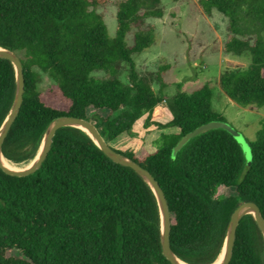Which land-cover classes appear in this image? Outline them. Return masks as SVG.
I'll return each mask as SVG.
<instances>
[{
	"label": "trees",
	"instance_id": "obj_1",
	"mask_svg": "<svg viewBox=\"0 0 264 264\" xmlns=\"http://www.w3.org/2000/svg\"><path fill=\"white\" fill-rule=\"evenodd\" d=\"M110 3L114 37L96 12ZM196 3L205 16L216 11L226 18L222 51L249 56L246 68L221 73L220 89L240 107L264 105V0ZM161 14L160 0H0V48L16 53L23 75L22 101L1 153L13 163L32 159L55 118L93 122L110 148L159 185L173 254L186 264H212L240 203H254L264 220V119L247 141L249 166L240 145L222 129L203 132L172 153L183 135L224 121L212 109L208 84L186 93L181 83L163 82L166 67L154 73L135 69L132 56L154 36L145 21ZM130 30L132 43L126 46ZM40 74L51 81L43 92L37 90ZM170 87L172 130L159 134L155 149L125 148L135 123L150 119ZM13 94L14 69L0 59V124ZM218 187L230 193L215 197ZM0 264L170 263L161 253L158 210L148 185L104 156L85 133L64 127L34 173L14 177L0 170ZM228 264H264V241L249 214L237 225Z\"/></svg>",
	"mask_w": 264,
	"mask_h": 264
},
{
	"label": "rangeland",
	"instance_id": "obj_2",
	"mask_svg": "<svg viewBox=\"0 0 264 264\" xmlns=\"http://www.w3.org/2000/svg\"><path fill=\"white\" fill-rule=\"evenodd\" d=\"M111 2L115 0H110ZM162 14L158 18H147L145 24L152 27V44L142 52L132 56L135 69L140 73H154L158 67H166L162 72L165 84L181 83V90L191 93L204 84L212 91L211 106L221 119L237 132L246 142L254 140L260 129L259 122L264 119V105L260 107H240L230 100L220 89L219 77L222 72L244 69L249 63L247 54L232 55L222 51L226 33V18L213 11L210 17L198 8L196 0H160ZM102 16L107 35L116 34L115 7L112 3L96 9ZM133 31H128L123 43L130 46ZM94 75L102 76V72ZM125 75L121 76L125 80ZM51 84L50 79L40 74L37 90L43 92ZM158 89L157 83L153 90ZM173 87L165 90L162 104L157 106L149 120H138L132 128V135L125 148L136 149L144 146L155 149L159 146L158 136L170 132L167 126L172 119L168 106V97ZM96 113V112H94ZM106 115L103 111H97ZM230 191L223 187L216 189L215 197L228 195ZM8 254H13L12 252Z\"/></svg>",
	"mask_w": 264,
	"mask_h": 264
},
{
	"label": "water",
	"instance_id": "obj_3",
	"mask_svg": "<svg viewBox=\"0 0 264 264\" xmlns=\"http://www.w3.org/2000/svg\"><path fill=\"white\" fill-rule=\"evenodd\" d=\"M0 59L8 60L14 69V94H13L12 102L7 111V114L5 115L2 123L0 124V170L9 176H14V177L28 176L34 173L40 167L41 163L44 161L51 146L52 138L57 130L64 127H71L82 131L91 139V141L104 154V156H106L109 160H111L116 164L130 168L137 175H139L142 178V180L148 185L151 192L153 193L158 210L159 242H160L161 253L170 264H178V261L180 260L173 254L169 245L170 217H169L167 203L163 196L162 190L160 189L157 182L153 179V177L144 168H142L134 161L130 160L129 158L123 156L122 154L110 148L103 140L102 136L99 134L93 122L73 116H61L55 118L47 125L46 129L44 130L40 144L35 153L36 158L33 160L32 164L27 169L22 171H12L5 168L2 165L1 159L4 157L2 156L1 153V146L12 122L14 121L18 113L22 101L23 75H22V64L20 58L16 55V53L10 50L0 48ZM214 129L225 130L228 134L232 136V138L240 145L244 154L246 165L249 166L251 164V151L248 143L239 132H237L230 125L222 121H210L208 123L198 126L191 132H188L187 134L183 135L176 143V145L173 147L172 153L174 154L177 151H179L180 148L189 139L203 132ZM247 214L252 216L264 241V220L259 212L258 207L252 202L240 203L233 210V212L229 217L223 244L220 253L217 256L218 258L221 255V258L219 259V262L217 264H228V262L230 261L237 225L240 219Z\"/></svg>",
	"mask_w": 264,
	"mask_h": 264
},
{
	"label": "bare ground",
	"instance_id": "obj_4",
	"mask_svg": "<svg viewBox=\"0 0 264 264\" xmlns=\"http://www.w3.org/2000/svg\"><path fill=\"white\" fill-rule=\"evenodd\" d=\"M36 158V155L32 159L20 162V163H13L10 162L4 158L1 159L2 165L12 171H22L27 169L33 162V160ZM221 258V255L213 262L212 264H217L219 262V259ZM178 264H185L183 262L178 261Z\"/></svg>",
	"mask_w": 264,
	"mask_h": 264
}]
</instances>
